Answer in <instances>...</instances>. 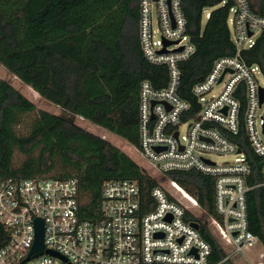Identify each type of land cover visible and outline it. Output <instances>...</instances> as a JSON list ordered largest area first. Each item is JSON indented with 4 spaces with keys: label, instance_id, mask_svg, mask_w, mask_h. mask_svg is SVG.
Wrapping results in <instances>:
<instances>
[{
    "label": "built area",
    "instance_id": "obj_1",
    "mask_svg": "<svg viewBox=\"0 0 264 264\" xmlns=\"http://www.w3.org/2000/svg\"><path fill=\"white\" fill-rule=\"evenodd\" d=\"M182 1L137 0L141 54L167 71L164 88L154 89L147 80L139 84L137 151L161 175L198 172L212 177L213 207L221 222H210L219 240L231 248L229 253L223 249L225 258L216 263L221 264L259 243L247 228L250 168L234 139L242 130L262 160L263 181L257 186L264 187V99L259 102L264 88L257 78L262 73L240 59L264 30V0L259 12L249 0L221 3H231L227 26L234 54L215 60L191 87L194 104L177 93L180 65L195 52ZM208 17L206 9L203 21ZM210 156L234 160L217 164ZM155 182L147 197L136 181L104 182L99 215L84 219L75 179H0V224L7 235L0 264H210L211 246L199 227H192L197 224L192 217L199 219L196 200L172 181L169 189ZM37 223L42 226L43 251L28 258Z\"/></svg>",
    "mask_w": 264,
    "mask_h": 264
},
{
    "label": "trees",
    "instance_id": "obj_2",
    "mask_svg": "<svg viewBox=\"0 0 264 264\" xmlns=\"http://www.w3.org/2000/svg\"><path fill=\"white\" fill-rule=\"evenodd\" d=\"M223 1H182L195 52L180 65L177 93L191 104V87L215 60L234 54L227 26L231 3L222 6ZM249 2L259 12L263 0ZM206 9L209 17L203 21ZM137 22V0H0V66L20 88L0 79V179H75L84 219L99 215L106 181H136L148 196L155 180L109 141L71 119L82 118L138 148L139 84L147 80L154 89L164 88L167 71L143 58ZM240 59L257 65L264 80V30ZM21 84L59 112L36 111ZM234 141L250 168L247 228L264 246V187L257 186L263 181L262 160L249 148L242 130ZM15 155L22 157L18 163ZM165 176L196 200L204 218L192 217L193 222L211 246L210 264L219 263L225 252L205 224L207 219L221 222L213 207L212 177L198 172ZM6 236L0 224V247Z\"/></svg>",
    "mask_w": 264,
    "mask_h": 264
},
{
    "label": "rangeland",
    "instance_id": "obj_3",
    "mask_svg": "<svg viewBox=\"0 0 264 264\" xmlns=\"http://www.w3.org/2000/svg\"><path fill=\"white\" fill-rule=\"evenodd\" d=\"M2 67L0 66V79L6 80L12 84L15 88L19 89L20 88L17 86V80L12 77V76H6L4 72L2 71ZM258 78V83L259 86L264 88V80L263 77L257 76ZM22 85L23 91L22 94L23 96L33 103L35 110H44V111H49L50 113L53 112H59V108L57 106H54L50 104L49 102H46L45 100L41 99L38 97V95L32 91L29 87ZM57 114V113H56ZM30 117L28 118V121L32 118V114L29 115ZM72 121L77 124L78 126L82 127L83 129L90 131L93 134H98L102 139H105L109 141L112 145H114L116 148H118L121 152L125 153L127 156H129L142 170H144L153 180L157 181L158 183H162L163 187L165 189H169L168 186V179L166 176L161 175L158 173L137 151V149H133L131 146H129L125 141H123L121 138L109 134L107 136L103 130H101L99 127L92 125L91 123L83 120L82 118L79 117H72ZM106 136V137H104ZM22 159L21 156L15 155L14 161L18 163ZM209 159H211L213 162L220 164V163H225V162H233L234 157L228 156V157H217V156H210ZM183 203L186 204L184 200H182ZM194 214L197 216L199 219L204 218V214L201 209H194ZM205 224L207 227L214 233V235L217 236L215 233V230L213 226L211 225V222L209 219L205 221ZM218 238V236H217ZM219 240V239H218ZM219 243L223 247V249L229 253L231 248L225 247L224 244L219 240ZM263 254L264 255V246L259 242L252 248H246L243 249L242 252H237L234 253L230 256V262L231 264H257L259 262H264V258L262 260L259 259V255ZM250 261V262H249ZM255 263H252V262Z\"/></svg>",
    "mask_w": 264,
    "mask_h": 264
},
{
    "label": "water",
    "instance_id": "obj_4",
    "mask_svg": "<svg viewBox=\"0 0 264 264\" xmlns=\"http://www.w3.org/2000/svg\"><path fill=\"white\" fill-rule=\"evenodd\" d=\"M259 92H260V94H259V102L261 104L263 102V99H264V90L260 89ZM192 227L194 229H198V225L197 224H192ZM42 251H43L42 226H41L40 223H37L36 224V239H35V243H34V246H33L32 250H31L30 255H29L28 258L39 256V255H41Z\"/></svg>",
    "mask_w": 264,
    "mask_h": 264
},
{
    "label": "crops",
    "instance_id": "obj_5",
    "mask_svg": "<svg viewBox=\"0 0 264 264\" xmlns=\"http://www.w3.org/2000/svg\"><path fill=\"white\" fill-rule=\"evenodd\" d=\"M105 137V136H104ZM252 263H255L254 261ZM256 264V263H255Z\"/></svg>",
    "mask_w": 264,
    "mask_h": 264
}]
</instances>
